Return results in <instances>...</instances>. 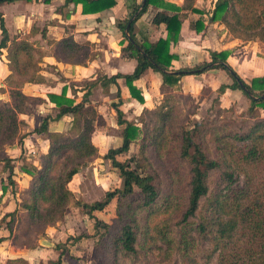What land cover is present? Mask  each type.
Instances as JSON below:
<instances>
[{
    "label": "trees",
    "instance_id": "1",
    "mask_svg": "<svg viewBox=\"0 0 264 264\" xmlns=\"http://www.w3.org/2000/svg\"><path fill=\"white\" fill-rule=\"evenodd\" d=\"M5 1L15 0H0V3ZM68 3L81 4V12L87 14L110 9L116 0H65V4ZM193 4L194 0H183L182 7L201 12ZM125 6L131 12L128 18L117 22L122 34L119 44L123 57L136 60L133 71L118 72L111 76L98 75L95 80L86 84L82 100L77 103L66 96L65 88L59 95L48 94L49 100L55 105L56 114L45 116L33 130L43 134L48 140L47 151L41 155L38 165L24 161L22 168L30 176L28 186L21 193L20 202V206L26 209L27 228L34 225L37 217L45 224L54 223L63 217L65 208L73 199L67 184L79 172L83 163L91 161L98 154L91 136L94 125L101 118L89 103L88 96L98 84L104 92H108L109 86L114 84L117 86L118 99L111 105L116 110L117 123L124 127L120 143L108 148L104 157L110 160L113 170L122 179V185L107 190L102 200L91 203L76 201L84 214L93 220L95 232L92 235H70L65 242H59L56 249L65 248L69 241L74 244L77 239L87 236L92 240L93 247L104 257L98 259V264H118L117 256L121 251L131 255L137 253V245L146 239L139 236L138 213L146 211L151 214L158 211L161 205H165L168 196L161 189L159 174L147 158L146 151L151 149L158 157L164 154L168 166L185 168L177 172L180 180L188 178L185 212L179 221V242L173 235L175 230L168 220H162L156 227L166 243L175 246L177 241L179 247L181 244L185 245L189 232L194 231L209 237L215 254L213 264H264V118L248 124L244 130L221 125L205 126L199 122H195L193 128L182 126L178 129L170 102L161 101L153 109L144 108L136 118L127 117L119 109L121 99L118 84L123 79L130 96L142 104V91L133 82L149 69L158 73L161 89L172 91L180 87L179 80L182 76L221 70L231 82L219 81L217 93L220 95L228 90L241 91L249 100L248 112L253 114L257 107L264 108V98L254 99L249 93L254 97L264 95V75L254 76L249 82L244 81L228 64L227 50H209L208 61L174 70L171 66L177 55L170 49L177 43L181 30L179 9L164 0H145L142 7L136 0H128ZM153 7L157 11L152 15L151 23L156 26L164 24L165 33L154 41L145 36L138 39L135 22ZM135 13L126 34L127 22ZM209 20L222 23L234 37L247 33L245 39L257 37L264 40V0H216ZM195 25L199 31L203 24L198 20ZM0 29V47H7L9 69L11 72H18L21 70L19 54L30 57L32 48L23 40L13 39L8 44L9 37L1 12ZM53 42L57 45V59L79 64L87 60V57L83 62L72 60L73 55L80 52L81 44L76 43L71 36ZM58 50L63 51V56ZM11 95V103L0 100V132L4 131L7 124L15 126L16 114L28 113L29 102L34 100L19 88L12 89ZM172 103L175 102L172 100ZM65 115L70 116L71 120L64 131L56 132L49 127L50 122L58 121ZM135 142L139 146L137 155L120 161L117 155L129 152L130 146ZM174 153L177 154V160H173ZM112 202L114 224L93 214L94 211L104 210ZM40 203H46L44 215L39 214ZM17 212V209L7 212L0 220L1 224L7 219L4 228L8 237L13 235L14 238ZM5 238L0 236V242ZM63 253L65 252L62 250L60 257ZM186 262L187 258H184L183 264H187ZM57 263H60V258ZM3 264L28 262L19 256L9 258Z\"/></svg>",
    "mask_w": 264,
    "mask_h": 264
},
{
    "label": "rangeland",
    "instance_id": "2",
    "mask_svg": "<svg viewBox=\"0 0 264 264\" xmlns=\"http://www.w3.org/2000/svg\"><path fill=\"white\" fill-rule=\"evenodd\" d=\"M223 29L222 31H224ZM228 34L232 39L234 35H231L229 32ZM246 37L247 33H241L235 48L227 50L229 55L242 58L240 60L242 64L245 63L244 57L248 53L251 59L254 58L253 49L249 50L248 47L247 52L246 49L242 48L249 41L259 43L262 49L257 53L259 56L264 55V40H259L254 36V38L248 40L245 39ZM27 43L32 48V55L28 57L26 54H19L21 70L11 72L8 66V74L2 77L6 86H0L1 101L11 103L13 101V96L11 95L12 89L19 88L22 91L24 87L27 88L28 92L32 93L31 96L34 98L28 105L29 112L26 113L28 117L23 116L24 114L22 113H17L16 125L7 124L4 131L0 132V220L5 213L17 209L13 238L15 243L29 248H37L43 245L55 247L61 242L59 241L60 239L66 238L65 235L60 234V231L63 229L66 232L71 230L75 236L81 233L94 234L93 220L84 214L83 209L77 205V202L91 203L94 200H102L107 190L121 187L122 179L116 173L117 171L113 170L110 160L104 157L107 152L106 149L97 148V157L83 163L79 168V172L66 186L71 191L73 199L65 208L63 217L54 223L48 224L42 223L41 219L37 217L34 225L27 228L26 209L20 206L21 193H23L26 187L18 190V184L11 177L13 174L12 170L14 169L13 167L23 168L21 160H25L26 156L30 160L36 161L38 164L40 163L41 155L43 154L41 153L42 148L40 143L37 144V147L35 145L30 146L27 143L29 148H27L26 153L22 148L25 144V138L29 139L28 135L36 134L33 130L40 125L42 119L45 116L56 114V108L49 105V101L44 99V95L48 94V87L54 85L56 82L59 85L61 84L60 81H64L65 79L56 64L48 63V60H52L50 56L55 55L57 51L55 42L49 41L48 44H45L42 39H33ZM90 50L91 48L88 44H81L79 48L80 52L77 55H73L74 58L72 60H82L83 62L86 57L87 59L94 57V53H91ZM59 53L63 56L62 50ZM234 61L235 67H239L238 62ZM252 62L253 60L250 61L251 66ZM179 66L191 67L185 63H180ZM240 71L241 69H238V75L246 82H249L254 77L252 76L254 74L253 67H250L247 72L243 71L242 74H240ZM208 72L207 74L205 72L199 75H188L185 77V80L179 83L180 87L175 89V91L161 89L159 85L153 86V93L147 98V100L151 99V102H153V107L150 109L155 108L161 101L170 102L169 105H172V114L174 115L175 125L178 129L182 126L193 128L195 122H199L205 124V126L221 125L235 130H244L248 124L264 118V108L257 107L253 114L248 112L249 100L241 91L228 90L219 95L216 91L218 82L224 81L229 83L231 82L230 78L223 71L221 73H218L216 70H213L212 73ZM89 82L86 77L81 80L79 78L78 80L70 81L68 85L71 88H69L66 95L71 96L72 90H75L74 88H83ZM172 100L175 103H172ZM139 114L132 113L135 118ZM105 117L106 119H104ZM105 117L100 116L101 120L99 119L98 124L94 125L95 133L94 131L92 133V142L94 141L95 145L99 144L96 135L97 133L105 132L109 133L112 145H116L118 143L119 130L112 128V119L108 113H105ZM145 117H147V114H145ZM138 147L137 142H135L130 146L129 152L117 155V158L123 161L130 156L137 155ZM19 148L22 150L21 153ZM146 155L159 174L161 189L165 193H168V196L165 205H161L158 211L151 214H147L146 211L138 213L139 236L146 239L143 243L137 245V253L135 254L131 255L122 251L119 252L117 256L118 264H183L184 258H187V264H213L215 254L209 237L192 231L189 232L185 245L181 244L179 247L177 243V241L179 242V221L185 212L184 208L188 195V178L185 177L183 180H180L177 172L183 171L185 168L168 166L164 154L158 157L151 149L146 151ZM33 156H36V158ZM173 160H177V154L175 153ZM17 193H19V196H15ZM164 206H166V209H164ZM45 208L46 203H40V215L45 214ZM95 216L114 224V202L102 211H95ZM6 220L0 224V236L8 233L3 228ZM162 220H168L173 230H175L173 233L177 239L175 246H169L157 232L156 227ZM52 238L59 242L52 241ZM74 245L72 247V256L67 251V247H60L65 252V258L70 256V258L75 260L71 264H98V259L104 258L102 257V253L93 247L92 240L87 236L77 239Z\"/></svg>",
    "mask_w": 264,
    "mask_h": 264
},
{
    "label": "crops",
    "instance_id": "3",
    "mask_svg": "<svg viewBox=\"0 0 264 264\" xmlns=\"http://www.w3.org/2000/svg\"><path fill=\"white\" fill-rule=\"evenodd\" d=\"M127 1L128 0H116L115 5L110 9H105L97 13L83 14L81 12V4H65V0H15L12 2H1L0 12L3 14L4 24L9 37L8 44L13 39L25 40L27 42H31L33 39H42L45 44H48L49 41H59L64 37L71 36L76 43H85L90 46V51L91 53H94V57H90L82 64L62 61L57 59L54 54L50 56L52 60H48V63L56 64L60 68L65 79L64 81H60L61 84L59 85L58 82L51 85L48 87L47 91L48 94L59 95L63 88H65V94L67 93L69 88H71L68 83L72 80L75 81L79 78L81 80L86 77L88 81H92L95 80L98 75L111 76L118 72L130 73L133 71L136 65V60L122 56L121 45L119 44V41L122 39V34L117 27V22L128 18L130 15L131 10L125 6ZM215 1L216 0H194L193 7L199 9L201 12H193L190 9H184L182 7L183 0H164L165 3L172 4L179 9L182 20L178 41L176 44H173L170 49L173 54L177 55V59L172 61V69L176 70L179 68L180 63L193 66L208 61L210 59L208 56L209 50L220 51L233 50L235 48V45L239 41L238 38L233 36L231 39L222 23H219L218 21L210 22L209 20ZM136 2L137 4H141L142 0H136ZM156 11V7L151 8L143 13L135 22V34L138 39L145 36L150 41H154L161 35H164V24L156 26L151 23L152 15ZM198 20L203 24L199 31H197L195 25ZM222 29L224 31H222ZM1 38L2 33L0 29V40ZM248 47L249 50H254V52H252L254 53V58L251 59V57H249L250 54L248 53L247 56L244 57L246 60L245 63L242 64L240 63L242 58L229 55L227 57V62L235 72H237L238 69H241L240 74H242L243 71L247 72L250 67H253L254 74H252V76H261L264 74V55L259 56L257 52L261 51L262 47L259 43L252 41H249L246 45L242 46L246 51ZM234 60L238 62L239 67H235L233 64L235 62ZM252 60L253 62L251 66L250 61ZM209 71L210 72H207L212 73L213 70ZM216 71L221 73L220 70ZM99 72L100 74H98ZM238 73L239 72H237V74ZM7 74V47H0V86H6L2 77ZM187 76L188 75L182 76L179 83L185 80V77ZM133 83L142 91L144 96V103L142 104L130 96L129 90L123 79H120L118 82L121 99L119 109L123 114L127 115V117H132V113L139 114L144 108L150 109L153 107V102H151V99L147 100V98L152 95L153 86H160V78L157 72L149 69L144 72L141 78L135 80ZM26 89L27 88L24 87L22 90L23 93L31 96L32 93L28 92ZM74 89L75 90H72L71 96L68 94L66 96L73 98L74 102L77 103L82 100L83 94L86 91V86ZM116 90L117 86L111 84L109 86V91L104 92L102 87L98 84L91 89L88 100L100 116L104 118L105 113H108L111 116L112 128L119 130L117 137L118 143L116 144L118 145L121 141V131L124 125L117 123L116 110L111 105L112 102H117L118 98L116 97ZM48 94L44 95V99L49 101L51 107L54 106L55 108L54 103L49 100ZM23 116L28 117V114H24ZM104 119H106V117ZM70 120L71 117L65 115L58 121L50 122L49 127L56 132H62L65 130L67 123H69ZM96 137L99 144H96L97 146L95 143L93 144L97 148L106 149L107 151L108 148L116 146L112 145L110 142L111 139L109 133L100 132L97 133ZM28 138L29 139L25 138V144L22 148L25 153L27 148H29L28 144L37 147L38 143L41 144V153L47 151L48 140L43 134L36 133L28 135ZM19 150L21 153V148H19ZM27 157L28 156L25 157V160L20 159L21 165H23L24 161H30V163L38 165L36 161H32ZM33 157L36 158V156ZM13 168V174L11 177L18 184V190L27 187L30 176L25 173L22 168ZM16 195L19 196V193L15 194V196ZM93 214L95 215V211ZM4 230L6 229L4 228ZM60 234L66 236V238L59 240L62 243L66 241L68 236H75L71 230L66 232L64 229L60 231ZM1 236H5L6 238L0 242V264H3L9 258L19 256L24 257L28 264H47L48 261H50L48 264H71L75 261L73 258H70V256L65 258V253L60 257L62 249H56V247L52 245L29 248L16 244L13 235L8 237L7 233L6 235ZM53 239L54 238H52V241H55ZM59 241L57 240L55 242ZM74 244H71V241L66 244L67 251H69L71 256L73 253L72 247L75 246ZM59 258L60 263H57Z\"/></svg>",
    "mask_w": 264,
    "mask_h": 264
},
{
    "label": "water",
    "instance_id": "4",
    "mask_svg": "<svg viewBox=\"0 0 264 264\" xmlns=\"http://www.w3.org/2000/svg\"><path fill=\"white\" fill-rule=\"evenodd\" d=\"M144 3H145V0H142V2H141V7L144 5ZM136 16V13L128 20V22H127V26H126V28H125V33L127 34V32H128V29H129V27H130V23H131V21L133 20V18ZM241 86L242 87H244V85L241 83ZM248 92V91H247ZM249 93V92H248ZM249 95L252 97V98H254V99H262V98H264V95H262V96H259V97H254L251 93H249Z\"/></svg>",
    "mask_w": 264,
    "mask_h": 264
}]
</instances>
